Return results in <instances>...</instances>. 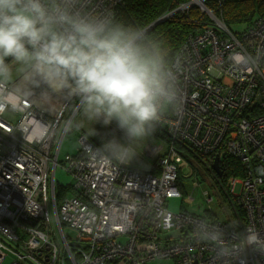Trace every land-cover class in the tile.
I'll return each mask as SVG.
<instances>
[{
	"label": "built area",
	"instance_id": "1",
	"mask_svg": "<svg viewBox=\"0 0 264 264\" xmlns=\"http://www.w3.org/2000/svg\"><path fill=\"white\" fill-rule=\"evenodd\" d=\"M119 2L90 0L89 6L112 11ZM262 48L264 14L234 34L214 21L186 38L172 59L180 66L182 111L162 120L170 142L155 173L101 158L84 135L77 137V153L58 161L69 132L65 122L77 111L70 109L71 96L50 93L49 104L25 101L0 112V264H212L211 247L193 235L199 219L219 224L229 236L236 224L237 231L264 237V173L257 171L264 169V132L258 129L264 126V67L248 71L232 60L237 51L254 55ZM45 90L33 88V98ZM180 154L206 167L218 158L227 168L226 155L239 162L241 176L225 188L234 219L207 218L203 209L168 210L169 199L181 198L177 165L194 162ZM57 168L71 176L73 192L58 203ZM244 256L246 264H264L262 252L247 248Z\"/></svg>",
	"mask_w": 264,
	"mask_h": 264
},
{
	"label": "clouds",
	"instance_id": "2",
	"mask_svg": "<svg viewBox=\"0 0 264 264\" xmlns=\"http://www.w3.org/2000/svg\"><path fill=\"white\" fill-rule=\"evenodd\" d=\"M89 5L90 0H0V112L25 101L49 104L50 93L71 96L77 111L65 128L86 121L94 136L92 125L115 122L122 139L113 136L94 152L126 166L169 112L182 111L180 66L145 28ZM232 60L259 70L264 48L254 55L237 51ZM41 86L46 90L34 99L32 89ZM237 227L230 226L229 236L219 224L199 219L193 235L211 247L212 264H246L247 248L264 253V237Z\"/></svg>",
	"mask_w": 264,
	"mask_h": 264
},
{
	"label": "rangeland",
	"instance_id": "3",
	"mask_svg": "<svg viewBox=\"0 0 264 264\" xmlns=\"http://www.w3.org/2000/svg\"><path fill=\"white\" fill-rule=\"evenodd\" d=\"M191 1L192 0H190V2ZM204 1L205 0H202L203 5H204ZM192 5H196L197 7H199L212 21L210 22L212 23V25L214 24V21H218L222 25H224L225 28L231 34L237 33L236 32L237 30L238 31L242 30V28L235 29V31L230 30L227 27V25L223 23L221 18H217L212 12H208L207 9L205 7L203 8L201 6V3L196 0H194ZM189 6L191 5H188V7ZM262 72L264 74V69L262 70ZM225 81L228 82L227 80ZM73 101H75V103L77 104V101L73 97L70 100V104ZM64 114L68 116L69 109H67ZM75 115L76 112L74 113L73 116ZM167 115L165 116V118H167ZM12 123L15 125L17 123V118L13 119ZM92 128L96 132V135L94 136H91L92 134L89 125L85 121L80 127L75 128L74 130L66 134L65 139L63 140V143L59 151L58 161H62L66 154H72V155L76 154L77 152L76 143L79 132L86 133L87 135H89L90 136L89 138L92 140V142L96 144L99 148L102 146L103 142L111 139L113 136H115L117 139H122L123 137L122 132L117 128L115 122H113L108 126H103L101 123H96L92 125ZM258 129L264 132L263 125L258 126ZM169 142H170V138L167 134L165 126L163 125V122L161 121V123L157 126L154 135L137 147V152L140 154L128 165L131 168L137 170H148V171H151L152 169L157 170V166H156L157 161L162 156L163 152L166 150ZM180 155L184 157V155L182 154ZM228 157L229 159H233L229 155L222 156L223 159H226ZM184 158L186 161L188 160L194 161L193 166L195 170H197L200 175L202 174L207 175L208 178L206 176L200 182L196 176L193 177L194 175L190 171L191 169L189 168L190 166L189 164L187 166L184 163L178 164L177 172L180 179L179 180L180 186L178 187L181 192V198L169 199L167 201L168 210L172 213H177L180 209L183 210L188 208L189 210H193L194 212L199 213L203 209L202 214H204L205 216L207 215L212 216L217 214L218 220L220 221L227 222L230 220V218L234 219V215H232L233 211L231 212L228 199L225 198L227 195L225 190L226 185L228 184V182L230 183V180L234 178V175L228 176L227 173L224 172L227 171L228 169H223L220 161L218 162V158H215L218 163V172L213 169V165H211L213 164V162L208 163L209 166L206 167L201 162V160L197 161L196 158L194 159V157L190 154H186ZM239 168L241 169L240 165ZM55 180H56L55 189H57V187L67 188L68 191L70 192V189L72 187V179L68 173H66L64 170L60 168H57L55 171ZM205 193L210 198H205ZM66 196H70V193L69 195ZM191 204L192 206H189ZM159 263L173 264L172 261H159V262L157 261V262H150L148 264H159Z\"/></svg>",
	"mask_w": 264,
	"mask_h": 264
},
{
	"label": "trees",
	"instance_id": "4",
	"mask_svg": "<svg viewBox=\"0 0 264 264\" xmlns=\"http://www.w3.org/2000/svg\"><path fill=\"white\" fill-rule=\"evenodd\" d=\"M189 2L190 0H120L117 7H114L112 12L115 13L118 19L124 21L126 24L142 26L145 29L156 20L166 17L162 22L148 30V32L150 35L163 42L170 59H173L178 49L190 34H194L212 25V23H210L212 21L199 7L196 5H191L189 7L185 6ZM204 7L217 18H221L223 23L233 31L239 28L243 30L254 25L257 19L264 14V0H205ZM236 32L240 31L237 30ZM76 105L75 101H73L70 104V109ZM74 129L75 128L69 130V132ZM79 135H84L87 138L90 137L86 133L81 132H79L78 136ZM223 163L227 167L225 169H228L224 171L228 176H241L242 171L239 168V162L229 159L228 157L223 159ZM193 164L189 166L191 169L190 171L193 173V177L196 176L201 182L207 175H200L198 171L195 170ZM151 171L155 173L157 170L152 169ZM179 180L178 176V186H180ZM68 192L67 188L57 187V189H55L57 203L60 202L63 197L69 195V193L70 195L73 194L71 189L70 192ZM235 212L238 218L243 220V212L240 209H236ZM206 217L218 219L217 214L212 216L207 215ZM33 224H36V222Z\"/></svg>",
	"mask_w": 264,
	"mask_h": 264
},
{
	"label": "water",
	"instance_id": "5",
	"mask_svg": "<svg viewBox=\"0 0 264 264\" xmlns=\"http://www.w3.org/2000/svg\"><path fill=\"white\" fill-rule=\"evenodd\" d=\"M196 1L200 2V3H201V6L204 8V5H203V3H202V0H200V1H199V0H196ZM193 2H194V0H192L191 2H189L186 6H188V5H192ZM165 18H166V17H162V18L156 20V21H155L154 23H152V24H151L146 30H147V31L150 30V29L153 28L155 25H157L158 23L162 22ZM213 169H214L215 171L218 172V163H217V160H216V159H215L214 162H213Z\"/></svg>",
	"mask_w": 264,
	"mask_h": 264
},
{
	"label": "crops",
	"instance_id": "6",
	"mask_svg": "<svg viewBox=\"0 0 264 264\" xmlns=\"http://www.w3.org/2000/svg\"><path fill=\"white\" fill-rule=\"evenodd\" d=\"M6 260H7V261H10V260H11V257H10V256H8V257L6 258Z\"/></svg>",
	"mask_w": 264,
	"mask_h": 264
}]
</instances>
